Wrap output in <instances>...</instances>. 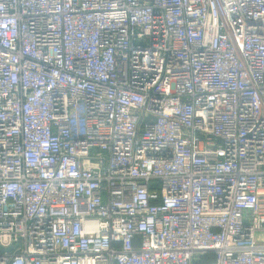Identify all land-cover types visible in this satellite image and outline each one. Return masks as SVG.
<instances>
[{
  "label": "built area",
  "instance_id": "2783aa9c",
  "mask_svg": "<svg viewBox=\"0 0 264 264\" xmlns=\"http://www.w3.org/2000/svg\"><path fill=\"white\" fill-rule=\"evenodd\" d=\"M0 264H264V0H0Z\"/></svg>",
  "mask_w": 264,
  "mask_h": 264
},
{
  "label": "trees",
  "instance_id": "16d2710c",
  "mask_svg": "<svg viewBox=\"0 0 264 264\" xmlns=\"http://www.w3.org/2000/svg\"><path fill=\"white\" fill-rule=\"evenodd\" d=\"M214 258L213 254L206 253L204 256L201 257V260L198 262V264H209V262Z\"/></svg>",
  "mask_w": 264,
  "mask_h": 264
},
{
  "label": "water",
  "instance_id": "95a60500",
  "mask_svg": "<svg viewBox=\"0 0 264 264\" xmlns=\"http://www.w3.org/2000/svg\"><path fill=\"white\" fill-rule=\"evenodd\" d=\"M0 249L9 250V249H11V246H8V247H3V246H1V245H0Z\"/></svg>",
  "mask_w": 264,
  "mask_h": 264
}]
</instances>
